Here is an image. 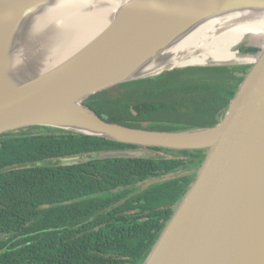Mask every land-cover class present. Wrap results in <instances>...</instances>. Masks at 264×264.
I'll list each match as a JSON object with an SVG mask.
<instances>
[{"label": "water", "instance_id": "obj_1", "mask_svg": "<svg viewBox=\"0 0 264 264\" xmlns=\"http://www.w3.org/2000/svg\"><path fill=\"white\" fill-rule=\"evenodd\" d=\"M60 1L0 0V135L50 127L145 149L104 157L204 150L193 183L142 264H264V37L235 47L244 61L178 65L199 53L173 55L214 19L264 12V0H125L94 37L50 62L43 55L50 51L32 38L43 12ZM242 66L249 70L214 126L129 127L85 105L99 92L175 69Z\"/></svg>", "mask_w": 264, "mask_h": 264}, {"label": "trees", "instance_id": "obj_2", "mask_svg": "<svg viewBox=\"0 0 264 264\" xmlns=\"http://www.w3.org/2000/svg\"><path fill=\"white\" fill-rule=\"evenodd\" d=\"M248 70L176 69L114 86L85 105L102 119L129 127L179 131L214 126ZM113 89L123 92L113 94ZM139 148L145 150L50 127L0 135V264H142L206 151L148 148L150 156L104 157ZM67 159L74 163L62 164ZM160 174L178 177L163 188L131 196L145 202L143 214L150 220L114 210L103 213L126 199L137 183ZM116 189L124 192L116 194ZM132 201L126 199L125 207L135 208ZM165 204L164 222L153 220Z\"/></svg>", "mask_w": 264, "mask_h": 264}, {"label": "bare ground", "instance_id": "obj_3", "mask_svg": "<svg viewBox=\"0 0 264 264\" xmlns=\"http://www.w3.org/2000/svg\"><path fill=\"white\" fill-rule=\"evenodd\" d=\"M125 0H62L43 12L40 27L32 40L41 42L48 61L67 56L103 29L114 11ZM47 36H39V33ZM251 37L252 42L264 37V12H243L220 17L203 25L173 49L174 54L198 51L185 64H204L208 61L238 62L235 47ZM52 42V43H51ZM39 47V46H38ZM174 61V59L172 60ZM165 64V63H164ZM161 63L156 70H162Z\"/></svg>", "mask_w": 264, "mask_h": 264}, {"label": "flooded vegetation", "instance_id": "obj_4", "mask_svg": "<svg viewBox=\"0 0 264 264\" xmlns=\"http://www.w3.org/2000/svg\"><path fill=\"white\" fill-rule=\"evenodd\" d=\"M177 177H178L177 175H172V174H160L158 176H154V177H151V178L146 179L144 181H141V182L136 184L134 191L131 194L128 193L127 194L128 196L126 197V199L133 200L132 204H133V206L136 205L135 208L134 207H125V206H129V204H125L126 199H121L117 203L111 204L110 207H108L107 210H105L103 213L105 215H108V211L114 210L113 214H115V212H118V214L122 213V215H124L125 217H130L131 215H134V216H137V218H140L139 221L147 222L150 219L147 217H144L143 207L141 206L145 202L140 203L141 202V200H139V198H141L140 196H137L136 198H131V196L133 197L135 194L140 195L143 192H146L148 189L152 188L153 186L156 189L157 188L158 189L163 188L168 183L170 184L173 180L177 179ZM121 191L124 192L123 189L114 190V192L116 194H118V192L120 193ZM167 205L168 204H165V206H159L158 207V210L161 211L162 213H160L158 217H154L153 220L159 221L162 218V220L159 222H164V218L162 216L165 214V209L167 208Z\"/></svg>", "mask_w": 264, "mask_h": 264}, {"label": "rangeland", "instance_id": "obj_5", "mask_svg": "<svg viewBox=\"0 0 264 264\" xmlns=\"http://www.w3.org/2000/svg\"><path fill=\"white\" fill-rule=\"evenodd\" d=\"M241 46H242V44L239 45V46H237V48L240 49V48H242ZM204 68H206V67H204ZM122 92H123V89H113V90L111 91V93H113V94H119V93H122ZM37 132H38V131H37ZM138 151H140V150H136V151H134V152H138ZM162 154H163V153H158L157 156L162 155ZM70 163H74V160H73V159H67L65 162L63 161L62 164H70Z\"/></svg>", "mask_w": 264, "mask_h": 264}]
</instances>
